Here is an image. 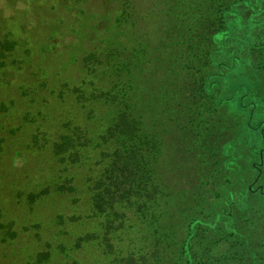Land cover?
<instances>
[{
	"label": "rangeland",
	"instance_id": "rangeland-1",
	"mask_svg": "<svg viewBox=\"0 0 264 264\" xmlns=\"http://www.w3.org/2000/svg\"><path fill=\"white\" fill-rule=\"evenodd\" d=\"M153 1L138 0L143 20ZM120 2L0 0V264H135L148 248L138 228L141 209L131 202L135 195L130 194L129 201L119 198L113 208L107 199L99 198L106 187L103 183L114 174L111 163L120 146L111 127L130 105V117L137 124L130 133L159 132L166 157L173 155L172 138L180 150L186 146L176 136L180 131L154 128L151 109L143 108L146 92L138 93L152 74L158 81L152 58L140 55L128 74L120 68L121 62L113 68L98 62L104 58L99 51L111 47L104 42L113 39L112 24ZM234 10L226 13L224 30L211 38L210 73L218 66L223 71L234 67L235 59L248 55V43L264 38V0H243ZM145 22L148 31L152 22ZM162 27L160 23L155 27L157 34L148 35L144 29L137 34L163 42ZM130 55L125 58L130 60ZM245 68L243 84L251 89L248 94L237 93L246 94L244 105L264 91L261 71ZM232 69L222 104L216 110L205 106L210 129L203 131L206 140L198 139L203 146L199 153L207 163L199 164V174L193 178L181 172L185 187L200 185L207 197L205 207L225 205L230 193L242 191L251 182L252 175L245 176L248 164L256 161L250 146L261 145L243 128L250 108L241 112L230 99L234 84L243 78ZM258 122L253 118L251 125ZM65 137L69 143L59 153L54 143ZM151 143L135 145L132 159L151 163L153 170L141 167L149 169L147 181L159 178L162 189L170 191L174 180L161 165L163 157L155 159L151 148L142 146ZM249 225L241 229L248 242L256 239L261 228L255 221Z\"/></svg>",
	"mask_w": 264,
	"mask_h": 264
},
{
	"label": "trees",
	"instance_id": "trees-1",
	"mask_svg": "<svg viewBox=\"0 0 264 264\" xmlns=\"http://www.w3.org/2000/svg\"><path fill=\"white\" fill-rule=\"evenodd\" d=\"M135 1L134 5L133 0H121L112 24L113 39L108 38L104 42L111 47L99 51L104 58L98 62H107L112 68L121 62L123 65L120 68L128 74L140 55L152 58L155 66L152 71L156 72L158 81L154 80L156 77L152 74L151 81L145 83L146 86L138 93L142 96L143 91L146 92L143 108L151 109V125L154 128L162 132L168 129L180 131L175 132L176 136L180 135L186 148L180 150L177 140L172 138L173 155L166 157L159 132L146 134L139 129V133H130L129 129L133 130L137 124L130 117V105L125 106L120 117L122 120L119 118L111 124L114 141L120 146L111 163L114 174L110 172V181L103 183L106 187L99 198L107 199L109 207L113 208L119 198L129 201V195H135L131 202L141 209L142 216L137 219L138 228L142 242L148 247L144 255L141 254V262L136 261L135 264H264V109H259L264 106V91L255 96L252 102L243 103V97L251 89L250 85L243 84L247 74L245 67L259 70L264 76V38L254 44L248 43V55L242 60L234 58V67L230 65L223 71L218 66L215 73H210L208 67L213 52L211 38L224 30L226 13H236L235 5L243 0H154L148 5V18L144 20L143 11L139 12L137 6L138 0ZM147 20L152 22L148 31L144 27ZM159 23L164 29L163 42L159 38L153 42L155 36L152 34L154 37H147L145 43V37L137 34L143 32L141 29L148 35L152 32L157 34ZM128 53L132 55L130 60L129 57L125 58ZM232 68L243 78L242 83L238 80L234 84L236 87L232 89L230 99H234L241 112L250 108L243 128L251 139L256 138L261 145L250 146L256 161L248 164L245 176L252 175L251 182L242 191L230 193L225 205L213 203L205 207L207 197L200 185L197 184L194 189L185 187L186 182L183 183L181 174L193 178L195 173L199 174V164L207 163L199 153L203 146L198 139L206 140L203 131L206 133L210 129L204 118L205 108L209 105L210 109L216 110L222 104L224 99L221 95L231 86L230 80L233 79ZM93 71L96 72L97 68ZM129 77H132L130 73ZM143 78L142 75L141 80ZM241 90L246 94L237 96ZM163 117H166V122L161 124L159 121ZM253 118L259 121L256 126L251 125ZM141 128L146 129L145 126ZM147 136H151L152 141H148ZM67 139L65 137L54 143L57 152L65 150V144L69 143ZM148 142H152L151 145L142 146L150 147L155 159L162 156L161 165L170 170L168 177L174 180L170 191L162 189L159 178L156 182L154 178L147 181L146 171L149 169L141 168L145 163L132 159L137 152L134 146ZM153 163L158 169L161 168L158 161L153 160ZM145 166L153 170L151 163L146 162ZM201 170L204 169L201 167ZM254 221L260 224L261 228L257 229L260 232L255 240L248 242L241 229Z\"/></svg>",
	"mask_w": 264,
	"mask_h": 264
}]
</instances>
